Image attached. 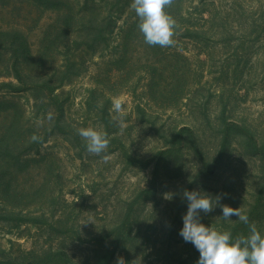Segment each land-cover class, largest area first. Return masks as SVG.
Returning a JSON list of instances; mask_svg holds the SVG:
<instances>
[{
	"label": "rangeland",
	"instance_id": "rangeland-1",
	"mask_svg": "<svg viewBox=\"0 0 264 264\" xmlns=\"http://www.w3.org/2000/svg\"><path fill=\"white\" fill-rule=\"evenodd\" d=\"M131 3L0 0V99L14 103L0 110V264L63 250L77 264H197L179 235L185 189L221 195L264 236V0H174L163 48ZM17 32L32 54L22 80ZM81 128L107 133L104 153ZM222 215L201 223L249 234Z\"/></svg>",
	"mask_w": 264,
	"mask_h": 264
},
{
	"label": "clouds",
	"instance_id": "clouds-1",
	"mask_svg": "<svg viewBox=\"0 0 264 264\" xmlns=\"http://www.w3.org/2000/svg\"><path fill=\"white\" fill-rule=\"evenodd\" d=\"M173 3L174 0H132L130 7L138 18V29L149 46L158 45L162 48L174 46L176 21L165 11V8L171 7ZM111 111L119 118V113L123 111L119 99L114 101ZM78 134L87 142L86 149L90 154L99 156L109 146L107 133L92 128H81ZM32 139L35 141L38 138L33 136ZM171 198L172 194L165 195V199ZM183 198L187 200L188 206L186 214L182 217L183 227L179 235L199 252L197 264H264V236L240 208L234 209L226 204H220L221 195L213 198L199 191L189 192L185 189ZM217 206L221 208L224 220L236 216L241 223L248 225L249 234L233 239L229 231L220 232L201 223L200 213H211ZM116 264H126V261L118 256Z\"/></svg>",
	"mask_w": 264,
	"mask_h": 264
},
{
	"label": "trees",
	"instance_id": "trees-1",
	"mask_svg": "<svg viewBox=\"0 0 264 264\" xmlns=\"http://www.w3.org/2000/svg\"><path fill=\"white\" fill-rule=\"evenodd\" d=\"M30 1L37 2V1H41V0H30ZM14 37L18 41L17 42L18 51H15V56L17 59L15 62V68L18 71L19 78L22 80L23 71L27 68L26 59H29V56H32V54H31V50H30L29 45L27 44L26 41H24L23 35H21L20 33L17 32L14 34ZM14 46H16V43H14ZM9 84L6 85L7 86L6 88L11 89L12 84H10V85ZM60 84L61 85H58V86H62V83H60ZM58 86H56V87H58ZM11 104H14V103L10 102V101H6L4 99H0V110L9 109L11 107ZM42 254L45 255V257H56V258H58L60 260V262L56 263V264H77L75 261L72 260V257L69 255V253H67L64 250L56 252V253L43 252ZM29 255L36 257V253L34 251L30 252ZM107 260H109V261L106 262ZM112 260H113V253H110V254L107 253L105 256H103V260L97 261V264H111Z\"/></svg>",
	"mask_w": 264,
	"mask_h": 264
}]
</instances>
